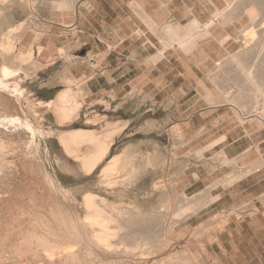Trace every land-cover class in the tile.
Masks as SVG:
<instances>
[{"label": "rangeland", "instance_id": "rangeland-1", "mask_svg": "<svg viewBox=\"0 0 264 264\" xmlns=\"http://www.w3.org/2000/svg\"><path fill=\"white\" fill-rule=\"evenodd\" d=\"M57 1L59 0H6L7 4L5 7H2V9H4V14L0 16V41L2 40L3 35L8 33L12 28L16 29L20 24H24L26 27V29L24 28L21 33L23 36L22 42H16V44L13 46L12 57L10 59L11 62L8 60L6 62L12 63V59L15 60L19 55L26 56L25 59L19 61V65L23 66L24 70L22 72V76L25 77V73L35 72L32 73L33 75L30 76V78H26L23 83V87L27 91V94H24V97L28 98L27 103H31V101H35L36 103H53L55 102L57 94L69 87V89L65 90L64 92H69L70 95H75L81 106L80 114L73 117L71 123H69V125H65V128L61 127V129L56 115L51 110L52 105L50 104V110L45 113L43 126L47 131H60H58L56 135H47L41 140V153L39 154L40 158L38 160V164L35 166L37 167L36 170H34V166L31 167V165H29V162L22 163L20 159L17 160L19 157H16L17 159L14 158L15 160L13 161V169L10 170L12 174L10 172L7 176L2 178V180L5 179L4 183L2 184L5 186V188L4 186H1L0 192L3 194V196L6 194V197L5 199L2 198L3 200L0 199V238L3 237L4 234H7V237L5 238L4 235V239L1 238L0 241V250L2 249L3 251V253L0 252V264H60V262H62V264L63 262L64 264H74V262L75 264H99L100 260L97 258L98 256H96L99 252L92 248L90 245L91 243L87 241L88 239L84 234V228H82L83 226H81V224L78 225V220L80 217L83 218L87 215L86 210L83 207L82 200L84 193L88 191L104 196L110 200V202L119 203L122 201L121 204H135L134 206L136 208L138 207V211L141 209V207L148 206L150 191L157 193L158 208L157 211L154 212V215H156L154 220L150 222L144 220L143 217L138 219L140 222H142L140 224L141 226L145 225L142 228L144 229L146 227L147 230H149V233L146 232L147 234L145 235H152V238L155 241V246L159 249L161 248L162 251L145 256L142 250L132 251L131 253L128 251L127 253L129 254H126L123 251L124 249H121L122 251L120 252V255L115 258L116 261H114V259L108 260L107 257H103L101 260L104 263L102 264H163L164 261L169 264H174L177 262H180L181 264H214L212 254L214 249V241L212 239L214 226L211 225L212 218L206 224L202 223L203 218L209 219L213 216V214L210 212L209 215L199 216L202 217L200 219L194 218L190 220L188 223L192 225L182 223L196 215L203 208L213 203V201H215V199L211 196L213 190L216 187L224 184L222 181L230 176L228 172L232 162L227 161L228 159H226L223 153H217L218 149L215 150L214 147H210V145L213 143L212 141L216 137H219V135H221L223 132L229 131V129L232 127L231 123L234 121L244 124L245 122L262 120L261 122L264 123V116L261 115L260 111L249 106L243 107L234 103L211 104L206 100L207 97H205L204 93L198 94L195 90H192L194 88H190V85L189 87L187 86L188 83L182 81L171 82L170 87H168L166 90L156 91V97L154 96L148 99H145L144 97L131 99V102L126 105L125 111L120 110V112L117 113L119 102H113L112 109L106 111V108L110 106L109 103L112 102V95L109 93L106 83L100 82L96 84V86H90L89 84V86L92 87L89 88L87 79H77L76 71L73 75L70 70V65L72 64L73 59H75V56L82 58L87 55V49L75 53V51H73L71 48L73 45H75V43L67 36L69 30L72 29L71 25L75 19V14H77L79 8L84 5L85 1L82 2L81 0H76L72 10H61L59 8H55L53 4ZM239 1L242 2V0H238V2ZM215 2L218 10V8H227L229 1L215 0ZM258 2L257 5L259 7H263L262 9H264V6H262L264 1L258 0ZM212 8V5L207 6V10L204 15H207L212 10ZM201 11H205V8L201 7ZM128 14L129 12H126V16ZM263 17V10L259 11L257 20L258 23L263 24L261 25L257 23L256 29L254 30L257 34V40L253 43H247L245 39L241 37V30L247 29L248 31H251V28L248 26L250 23V18L246 12L242 14L239 20L236 22L234 21L231 26L226 28L219 27L217 30L218 33L216 35L218 41L212 42L211 39L206 38L198 42V48L195 50L194 56H204L207 58L206 61H208V64L203 67V69L206 71V76L202 74H199L198 76L199 78H203V82L207 86L209 92H211L216 97L222 98L223 94L225 93H233L237 91L236 88L238 87V84L234 86L233 83L235 84V82L232 83L231 81L228 82L226 80L228 77H234V75H237L236 66L233 65L229 59L237 53L240 55L239 58L242 59L244 64H252V59L260 47V42L264 36ZM206 20L207 17L205 16L202 18L200 24H204ZM203 21L205 22L203 23ZM170 27H172V25H170ZM60 33H62L61 39L59 38ZM228 35H231L232 38L230 37L226 43L221 45V39ZM39 47L45 49L50 48V50H47V55L42 57V55L45 53L41 51L42 49H38ZM29 50H32V55L28 58ZM189 57L191 58L193 55H190ZM49 59H52L53 62H50ZM90 59H92V63H94L96 57L92 56ZM3 62L5 61L3 60ZM187 63L188 62H186V64ZM219 64H222V69L219 67ZM31 65L33 67L38 65V67L32 68ZM186 68L189 67L186 66ZM37 73H39V75L38 77H35ZM57 75L60 77V83L63 86L52 89L50 88V83L52 82L51 80ZM67 79H71L73 82L68 83ZM66 82L68 86L66 85ZM166 83L167 82L164 84ZM151 84L152 83L149 82L142 83V85L146 86L145 90L147 91H151ZM127 88L129 89V87ZM0 94L3 96V98H1L2 96L0 95V101L4 99L3 105V101L0 102V108L2 106V108H7L8 111L13 107L15 108L12 109L13 111L10 110L9 112H7V109L1 108L0 112L3 114L5 112V114L8 116L16 115L21 117L23 112L27 109L25 103H23L24 105H18L17 102L14 101L13 97L1 92ZM153 94L155 93L153 92ZM4 97L7 98L8 102ZM69 101H72L71 98ZM6 103H8V105L10 103V106H8ZM65 105L68 104L65 103ZM11 111L13 114H11ZM15 112L17 113L15 114ZM9 113L11 115H9ZM78 116L79 118H77ZM93 117L95 120L93 123H91ZM190 121L194 123L196 130L194 131L195 133L193 135L188 137L187 134L184 133L182 126L184 123H188ZM115 123L116 125H120V123H127L128 128L124 133H120V136L117 135L118 138L116 136V145L110 150V154H108L106 160L94 171L93 174L90 176L86 175L82 164L75 160V158H69V156H67L65 153V150L60 143L59 134L64 131L67 132L68 130L71 131L76 129H84L96 131L97 134L99 133L101 136L102 133L110 129L108 125L113 124L114 126ZM110 127L112 128L111 125ZM201 133L206 134L200 137ZM57 135H59V137H57ZM103 136L104 135L102 134V137ZM206 142H210V144L205 145ZM88 148L92 151L91 145H88L87 153L90 151ZM199 150L204 152L201 151L202 154H198L197 152ZM210 150L212 151L208 152ZM122 154H124V156ZM9 155H11V159L12 156H15L14 154ZM9 155L8 157H10ZM119 155H121V157L123 156L121 159L122 162H119V164L121 163V166L128 160H130L131 166H135L136 162L142 161L143 164L149 165L150 163L151 168L153 167V169L156 170V172H153L152 174L143 176L141 181L136 182L133 187V183L131 184L130 181L129 184L131 185H129V188L127 189L129 191L127 195L124 193V191L127 190L123 188V186L118 189L116 195L110 194L111 191L107 190L105 184L104 185L106 188L104 187L101 180L102 178L100 176L102 168L108 164L111 159ZM192 163L198 165L205 163L206 168H201V174L203 176L201 180L203 183L200 185L197 184L195 186H191L190 183H194V181L191 178H187V174H185L186 169H188ZM124 165L127 166V163ZM125 166L122 167L124 168ZM133 166L130 167V170L132 168V172L134 169ZM122 167L121 169L123 170ZM221 167H223V169H221ZM40 169L43 171L41 170V172ZM121 169L118 171L116 176L114 172L113 175L115 177L112 175V180H115L116 182H120L121 180L127 181V178L132 175H125V178H127L124 180V173L127 169H124L125 171H123V175ZM35 171H38L37 175ZM39 171L41 172V175ZM33 172H35L34 175ZM46 173L63 188L67 190L69 189L73 193L74 198L77 200L76 203H73L74 205L72 203H68L67 201H63L64 198L60 196V194H57L59 191H52L46 182L44 183L46 186L43 184V174ZM33 176H39V178L37 177L38 179L35 177V179L38 180L37 183H34L35 179ZM131 178H133V176L130 177V180ZM123 181H121V183ZM47 186L48 188H46ZM98 186L103 188L99 190ZM138 186L142 187V191L145 190V194H142L143 192H141V195H138L137 193L134 194V191ZM202 189V192L197 193ZM53 195L55 199L53 198ZM139 196H142L141 200L136 198ZM198 202L200 203V206L203 207L196 212L191 210L189 211V208ZM61 208L62 212H59L61 211ZM19 211H21L23 216L20 215ZM179 211H187L188 215L185 217H178L176 215L180 213ZM74 213L76 216H74ZM61 215H63L65 218V223H62L61 219L58 218V216ZM16 216L19 217V220ZM11 217L16 218L13 220ZM31 217L33 218L30 220ZM37 219L40 221V223ZM12 220L15 222L13 223ZM135 220L136 219H134V221ZM1 222H4L3 225ZM20 222H22V225ZM145 222H148V225L145 224ZM18 223L20 226H18ZM45 223H47V225ZM7 225L12 226V229L10 230L13 233L8 229L9 226ZM76 226L78 227L76 228ZM141 226L138 224V230L141 228ZM25 229L29 232V234L30 232L32 234L34 232L33 230H35L38 232L40 231V235L49 238V240L52 238L50 240V242H53V244L51 242V246L56 244H61L62 246H76L77 248L75 247V249L78 253V258L74 256L75 258H72L74 260L73 262L69 257L71 260H68V262L65 258L63 260L62 256H58V252L57 254L55 252L56 256L54 255L53 258L51 255H48L50 253L44 251L43 249L40 250V252H43H37V254L35 253V250L32 251L35 254L32 252H26L28 254L25 255V251L24 253L19 251V254H17L18 245L17 247L15 246L16 244H20L22 242L19 240V237L21 233L25 232ZM64 229L66 232L63 231ZM6 230L10 234L7 233ZM49 230L52 231L51 234ZM4 231L6 233H4ZM17 231H19V234H17ZM47 232L48 234L45 236ZM140 233L142 234V231ZM141 234L138 236V233L137 236L141 238L143 235ZM135 235L136 234H134V236ZM7 240L11 241L7 242ZM12 241H16V243L14 242L15 245L14 243H11ZM1 242H3V244L5 243L6 245L4 244L2 247ZM161 243H165L167 245L166 249H162L164 244ZM90 247L94 249L93 251L89 249L91 252L88 250ZM207 249L210 251V253L206 251ZM7 250H11V252H6ZM13 250L16 256L11 254L14 253L12 252ZM185 250H188V252ZM87 253H91L92 255L90 256V254L88 255ZM191 253L196 257V260L190 257ZM19 255H22V257H19ZM28 255H31L30 258ZM24 256L27 257L24 258ZM34 257L37 259H34ZM49 258L52 259V261ZM48 260H50V262Z\"/></svg>", "mask_w": 264, "mask_h": 264}, {"label": "crops", "instance_id": "crops-1", "mask_svg": "<svg viewBox=\"0 0 264 264\" xmlns=\"http://www.w3.org/2000/svg\"><path fill=\"white\" fill-rule=\"evenodd\" d=\"M81 1L85 3L75 14L72 29L69 30L67 36L75 43L71 47L75 53L87 49V55L82 58L75 56L70 70L73 75L76 71L77 79H87L88 86L89 84L96 86L100 82L106 83L112 95V102L109 103L110 106L106 108V111L112 109L113 102H119L117 113L120 110L125 111L131 99L156 97V91L166 90L171 82L182 81L194 89L192 83L203 82V78H199L198 75L206 76L203 67L208 64V61L204 56L190 58L180 53L178 48H168L161 59L157 61L154 59L167 40L163 28H170L172 25L179 32H183L193 20L201 22L205 16L207 20L203 23L206 24L217 11L215 0ZM134 1L142 4L144 13L155 21L159 28L155 31L150 29L151 27L143 21L139 11L132 6ZM211 5L212 10L204 15L206 7ZM201 7L205 8V11H201ZM126 12H129L128 17ZM219 27L215 25L211 29L213 36L209 39L212 42L218 41L216 35ZM61 36L62 33L59 34L60 39ZM38 49L50 50V48L41 47ZM92 56L96 57L94 63L90 59ZM51 61L53 62L52 59ZM31 67L37 68L38 65L35 67L31 65ZM30 73L32 76L35 72ZM38 75L39 73L35 77ZM24 76L21 75L24 81L29 78L25 74ZM51 81L50 88L52 89L63 86L58 75ZM67 82L73 81L67 79ZM143 82L152 83L151 91L145 90L146 86L142 85ZM165 82L167 83L164 84ZM90 86L89 88H92ZM22 89L27 94L24 87ZM67 89L69 87L65 90ZM65 90L57 94L55 101ZM34 103L32 102V105L36 104ZM37 104L44 108L50 106L49 103ZM94 120L93 117L91 123ZM231 126L229 131L216 137L212 144H215V150L218 149L217 153H223L226 159L232 162L228 174L240 178L232 184H224L225 186L222 184L216 187L211 195L215 201L182 224L192 225L188 223L190 220L200 219L202 217L199 216L209 215L211 212L213 216L209 219L203 218L202 223L206 224L212 218L214 264H264V126L258 127L254 121L244 124L234 121ZM127 128L128 125L121 133H124ZM182 129L188 137L196 130L192 121L184 123ZM205 134L201 133L200 137ZM117 138H114L111 149L116 145ZM210 142H206L205 145ZM201 168H206L205 163L202 165L192 163L186 169L187 178L194 181L190 183L191 186L203 183ZM153 172H156L155 169L150 168L149 174ZM202 191L203 189L197 193ZM141 192L145 194V190L142 191V187L138 186L134 194L141 195ZM136 198L141 200L142 196ZM157 208V193L150 191L148 206L139 209V211L142 210L140 212L143 213V219L153 221ZM145 216H148L147 219ZM206 251L210 253L208 249Z\"/></svg>", "mask_w": 264, "mask_h": 264}, {"label": "bare ground", "instance_id": "bare-ground-1", "mask_svg": "<svg viewBox=\"0 0 264 264\" xmlns=\"http://www.w3.org/2000/svg\"><path fill=\"white\" fill-rule=\"evenodd\" d=\"M228 1H229L228 7L226 6L227 8H225V9L224 8L223 9L218 8V10L216 9L217 11L213 15V18L211 20H209L206 24L204 23L203 26L200 25V22H198V20L195 19L185 28V30L183 32H179L175 27L163 28V31L167 35V40H166L164 46L162 47L163 49L160 50V52L158 51L159 53L157 56H155L154 60L157 61V60L161 59L164 55V52L168 48H178L177 50L180 53L188 55V56H190V55L194 56L195 50L198 48V42L200 40H203L206 38L209 39L213 36L211 33V29H213L212 28L213 26L219 25L220 27H224V28L229 27L233 24L234 21L236 22L237 20H239L244 12L248 13V15H249L250 23L248 26L251 28V31H248L247 29L241 30V35H242L241 37H243L247 43L255 42L257 40V34L254 30L256 29V26L258 23L257 17H258L259 11L263 10V15H264V9H262L263 7L260 6L261 7V9H260V7L257 5L258 0H242V2H240V1L238 2V0H228ZM75 2H76V0H59V1L55 2L53 4V6L55 8H59L61 10H72L74 5H75ZM260 2H262V1H260ZM260 2H258V3H260ZM237 3H239V4H237ZM6 4H7L6 0H0V16H2L4 14V11H3L4 9H2V7H5ZM132 6L136 10L139 11V13L141 14V16L143 18V21L149 27H151L150 29L155 31L157 28H159V26L157 27V24L155 23V21H153L150 17H148L146 15V13H144L145 12L144 7L142 6V4L139 1L138 2L134 1ZM262 6H264V4H262ZM257 8L260 10H258ZM263 18H262V20H263ZM258 24H261V23H258ZM24 28L26 29L24 24H20L16 29L12 28L13 30L11 29L8 33L4 34L2 37V40L0 41V60H1L0 61V92L6 94L8 96L13 97L14 101H16L18 105H22L23 103H25V105L27 106L26 111L23 112L21 117H18L16 115L15 116L14 115L8 116L7 114H5V112H4V114L2 112H0V189H1V186H4L2 184L4 183L5 179L2 180V178L7 176L8 173L11 172L10 170L13 169L12 166L14 164V162H13L15 160L14 158L19 157L18 159L17 158L16 159L17 160L20 159L22 163L23 162H27V163L29 162L30 163L29 165H31V167L34 166V168H35L34 170H36L37 167H35V166H37V164H38V160L40 158L39 154L41 153L40 152L41 140L43 138H45L47 135H50V136L56 135L57 132L60 131L58 129H57L58 131H56V130L47 131L43 126V121L45 120V113H47L48 110H50L48 105H45V106H48V108H44V106L38 105L36 102L35 103L37 105L34 102L33 103L35 105H32V101H31V103H27L28 98L24 97V94L26 92L24 93V91L22 89L24 79H22L23 76L21 77V75H22L21 73L24 70H23V66L19 65V61H21L22 59H25L26 56L19 55L16 57L15 60L12 59V63L6 62L7 60L11 62L10 59L12 57V49H13L14 44H16V42H18V43L22 42L23 36L21 35V33H22V30H24ZM230 37H231V35L223 37V39H221V41L219 40L220 44L223 45L224 43H226L230 39ZM41 51H43L45 53L42 55V57L47 55L45 50H41ZM28 55H29L28 58L31 57L32 50L28 51ZM230 56H232V55H230ZM239 57H240V55L236 53L235 55H233L229 59V61H231L233 63V65L236 66L237 75H234V77H228L226 79L228 82L229 81H231L232 83L235 82V84L233 83L234 86H236L238 84L237 85L238 87L236 88L237 89L236 92H233V93L228 92V93L223 94L222 98H218L215 95H213L211 92H209V90H208V88L204 82H199L197 84L192 83L193 86L195 87L194 90H196L198 94L204 93L205 97H207L206 100L209 101L211 104L234 103L237 105H241L243 107L249 106L251 108L257 109L260 112H263L261 115L264 116V36L260 42V47L258 48L255 56L252 59L253 62L251 65L244 64L242 59ZM3 60L5 62H3ZM222 61H221V63H222ZM222 64H219V67L221 69H222ZM25 75L29 76L30 74L25 73ZM30 76H29V78H30ZM233 87H232V89H233ZM232 89L230 88L231 91H232ZM0 95L2 96V94H0ZM1 98H3V96ZM4 98H6V97H4ZM70 98L72 101H69ZM2 101H0V102H2ZM6 101L8 102L7 98H6ZM3 103H4V101L2 102V105H3ZM65 103H67L68 105H65ZM6 104L8 105V103H6ZM40 104H42V103H40ZM49 104L52 105L51 110L56 115L60 128L61 127L65 128V125H67V124L69 125V123H71V121L73 120V117L77 116L81 112V106L79 104L77 97L75 95H70L69 92H62L57 97L55 102H53V103L50 102ZM0 105H1V103H0ZM7 105H6V107H7ZM13 105H15V104H13ZM8 106H10V103ZM23 107H25V106H23ZM1 108H2V106H1ZM1 108H0V110H1ZM4 109H7V108H4ZM12 109H10V110H12ZM9 111L7 109V112H9ZM17 112H15V114ZM10 113H9V115L13 114V112L11 114ZM77 118H79V116ZM261 121L260 120L254 121L255 125L258 127H263L264 123ZM110 125L112 126V128L110 127ZM110 125H108L110 129H108L104 133H102L104 135L103 137H102V134L100 136V134L99 133L97 134L96 131L84 130V129H76V130H71V131L68 130L67 132H65V131L61 132V134L58 133L60 135V137H59V135H57V137L60 138V143H61L63 149L65 150V153L67 154V156H69V158H75V160L80 162L82 164V167H83L85 174L88 176L93 174L94 171L106 160L108 154L110 153L111 147L114 144V138L116 137V135H119V133H121L126 128L127 123H124V124L120 123V125L119 124L116 125V123H115L114 126H113V124H110ZM88 145H91V148H92V151L89 149L90 147L88 148L92 152L91 153L89 151L90 152V153L88 152L89 154L87 153V151H88L87 146ZM214 146H215V144L210 145V147H214ZM93 147H95V148H93ZM201 151L199 150L197 153L202 154ZM11 152H13V153H11ZM202 152H204V151H202ZM9 154H12V155L14 154L15 156H12V159H11V155H9ZM8 155L10 157H8ZM122 155L124 156V154H122ZM122 157H121V155H119V156H116L113 159H111L110 162H108V164H106L102 168V171L100 174V176L102 178L101 179L102 184L106 185L107 190H110L111 191L110 194H112V195H116L118 189L121 186H123V188H125L127 190L129 188V185H131L133 183L132 184V187H133L136 182L141 181L143 176L149 174V170L151 168L150 163L148 165V164H143L142 161L136 162L135 166L132 165L134 167L133 172H132L131 171L132 168L130 170V167H132L130 160H128L129 162L128 161L124 162V164L127 163V166H125L122 163L123 164L122 166H125L124 168L121 166V163L119 164V162H122V160H121ZM59 160H61V159H59ZM227 161H229V160H227ZM119 165L123 168V170L121 169V167ZM17 166H16V168H17ZM14 167H15V165H14ZM39 167H41V166H39ZM64 168H65V166H64ZM42 169H40V171ZM120 169L122 170V175H123V171H125L124 169H127L126 172L124 173V177H123L124 180H126V178H127V177L125 178V175L128 176V175L132 174L131 176H133V178H131V180H130V177H131L130 176L129 178H127L128 179L127 181L121 180V181H123L122 183L120 180H119L120 182H116L115 180H112V177L114 176L113 175L114 172H115V176H116V174H118V171ZM31 170H33V169H31ZM35 172H33V175L35 174ZM37 172H36V175L38 174ZM41 172H40V175H41ZM11 174H12V172H11ZM31 174H32V172H31ZM119 175H120V172H119ZM39 176H37V177L39 178ZM35 177H34V179H35ZM41 178H42V176H41ZM239 178L240 177H233L230 175L229 177H227L222 182L224 184L229 185V184L234 183ZM43 179H42L43 184L46 182L52 191H56V192L59 191L57 194H60V196H62L64 198L63 201H67L70 204L77 202V200L74 198L73 193L69 189L67 190V189L63 188L61 185H59L52 177H50V175H48L47 173L43 174ZM37 181L38 180L35 179L34 183H37ZM130 181H131V184H129ZM105 185H104V187H105ZM48 186L46 188H48ZM4 188H5V186H4ZM102 188H101V186H98L99 190ZM124 193L127 195V193H129V191L128 190L124 191ZM45 194H46V192H45ZM5 195L6 194H4V196H3V194L0 192V199H2V198L5 199V197H6ZM54 195H53V198H54ZM57 197H58V195H57ZM82 201H83V207L85 208L87 215H86V217H83V218L80 217V219L78 220V225L81 224V226H83L82 228H84V234L86 235V237L88 239V240L87 239H85V240L89 241L91 243L90 245L92 246V248L96 249L99 252L97 255L95 253V255L98 256L97 258L100 260L99 264L104 263L101 260L103 257H107L108 260L114 259V261H116L115 258H117L120 255V252L123 249H124L123 251L126 254H129L132 251L142 250L144 252L143 254L145 256H149L150 254H155L158 251H162L161 248L159 249L155 246V241L152 238V235H150V234H149L150 236L145 235V234L149 233V230H147L146 227L144 228L146 230H144L142 227L145 225H143V224H142L143 226L140 225L142 222H140V220L138 218H142V217L144 218V216H143V213L138 211V209L134 206L135 204L133 205L132 203L131 204L124 203V201H123L124 204H121L122 201L119 203L110 202V200H108L106 197L101 196V195L96 194L95 192H91V191L84 193ZM202 207L203 206H200V203L198 202L194 206L189 208V211L191 210L193 212H196ZM58 208H60V207H58ZM165 210H166V208H165ZM24 211H26V210H24ZM63 211H65V210H63ZM28 212H29V210H28ZM59 212H62V208H61V211H59ZM179 212L180 213H178L176 215L178 217H185L186 215H188L187 211H179ZM3 213H5V212H3ZM19 213H20V215H22L21 211H19ZM31 213H30V215H31ZM75 213H74V216H76ZM67 214H68V212H67ZM18 216H16L17 219L19 218ZM16 217H14V218H16ZM24 217H25V215H24ZM73 217H72V219H73ZM147 217L145 216V219H147ZM14 218H12V219L14 220ZM32 218L33 217H31L30 220ZM58 218L61 219L62 223L66 222L63 215L58 216ZM74 219H77V218H74ZM134 219H136V220L134 221ZM13 220H12V222H13ZM23 220H26V219H23ZM4 222H5V220H4ZM4 222H1L2 225ZM23 222H25V221H23ZM39 223H40V221H39ZM147 223L145 222V224H147ZM20 224L22 225V222H20ZM20 224L18 223V226H20ZM41 224H42V222H41ZM45 224L47 225V223H45ZM138 224H139V226H141V228H139V230H138ZM46 225H44V226H46ZM75 225H77V224H75ZM4 226H5V224H4ZM7 226H9V225H7ZM10 226L8 228L9 230L12 229V226H11V228H10ZM44 226H42V227H44ZM70 226H71V224H70ZM6 227H4V228H6ZM77 227L78 226H76V228ZM82 228H79V229H82ZM2 229H3V227H2ZM21 229H22V227H21ZM32 229H34V228H32ZM33 231L34 232L32 234H31V232L29 234V232L26 231V229H25V232L20 234L19 240H21L22 242L20 244H16V246H15V247H17V245H18V251H17L18 253L16 252L17 254H19V251L22 253H24V251H25L24 254L27 255L28 253H26V252L31 253L34 250L36 251L35 253L37 254V252H40V250L43 249L44 251L50 253L48 255H51L53 258H54V255L56 256L57 252H58V256H62L63 260L65 258L66 261L71 260L72 258H75V257L78 258L77 257L78 253L75 249L76 246H73V245H63L62 246L61 244H56V245L51 246L50 244L52 241L50 242V240L52 238L49 240V238H46V237H43L42 235H40L41 234L40 231H39L40 233L38 231H35V230H33ZM44 231H46V230H44ZM49 231L51 234L52 231L51 230H49ZM63 231L66 232L65 229ZM141 231H142V234L144 236L140 233ZM6 232H7V230H6ZM6 232L4 231V233H6ZM18 232L19 231H17V234H19ZM22 232H23V230H22ZM7 233H9V232H7ZM77 233H78V231H77ZM138 233H139L138 236H140V234H141L143 237L142 236H141V238L138 237L137 236ZM47 234H48V232L46 233L45 236H47ZM66 234H68V233H66ZM134 234H136L135 236L138 238H136L134 236ZM4 235L6 238L7 234H4ZM4 235H3V237H4ZM60 235H61V233H60ZM3 237H1V238L4 239ZM72 237H74V236H72ZM1 238H0V241H1ZM9 238H10V236H9ZM83 240H84V237H83ZM8 241H11V240H7V242ZM81 241H82V239H81ZM14 242L16 243V241H14ZM14 242L12 241L11 243H14ZM89 242H87V243H89ZM1 243H2V247H3V245L6 243V241L4 244H3V242H1ZM15 243H14V245H15ZM57 243H59V242H57ZM78 243H80V242H78ZM52 244H53V242H52ZM161 244H164V246H162V249L163 248L166 249L167 245L165 243H161ZM9 245H12V244H9ZM87 247H89V246H87ZM92 248L90 247V248H88V250L91 249V251H93L94 249H92ZM8 250H9V248H8ZM8 250L6 252H11V250L10 251H8ZM83 250H86V249H83ZM128 251H129V253H127ZM185 251L188 252V250H185ZM0 252L3 253L2 249L0 250ZM12 252H14V250ZM41 252H43V251H41ZM55 252H56V254H55ZM35 253H33V254H35ZM123 253H121V254H123ZM11 254H14L16 256L15 252L11 253ZM89 254H90V256L92 255L91 253H89ZM1 256H3V255H1ZM28 256L30 258L31 255H28ZM19 257H22V255H19ZM26 257L27 256H24V258H26ZM62 257H61V259H62ZM190 257L194 258V260H196V257L192 253L190 254ZM34 259H37V258L34 257ZM50 260L52 261V259H50ZM50 260H48V261L50 262ZM48 261H46V262H48ZM72 261L74 262L73 259H72ZM55 263H56V261H55ZM76 263H77V261H76ZM52 264H54V263H52ZM60 264H62V262H60ZM63 264H64V262H63ZM74 264H75V262H74ZM163 264H169V263L164 261ZM174 264H181V263L177 262Z\"/></svg>", "mask_w": 264, "mask_h": 264}]
</instances>
